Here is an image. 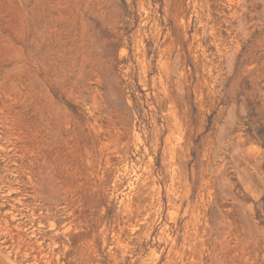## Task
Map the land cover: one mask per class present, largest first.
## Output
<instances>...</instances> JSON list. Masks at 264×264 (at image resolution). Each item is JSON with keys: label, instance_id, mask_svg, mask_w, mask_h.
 I'll return each mask as SVG.
<instances>
[{"label": "rangeland", "instance_id": "rangeland-1", "mask_svg": "<svg viewBox=\"0 0 264 264\" xmlns=\"http://www.w3.org/2000/svg\"><path fill=\"white\" fill-rule=\"evenodd\" d=\"M0 264H264V0H0Z\"/></svg>", "mask_w": 264, "mask_h": 264}]
</instances>
